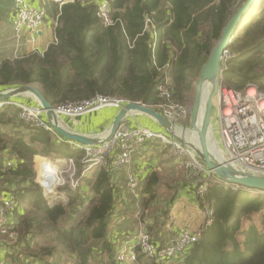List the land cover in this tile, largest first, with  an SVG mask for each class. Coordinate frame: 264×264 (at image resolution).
Returning <instances> with one entry per match:
<instances>
[{
	"label": "trees",
	"instance_id": "trees-1",
	"mask_svg": "<svg viewBox=\"0 0 264 264\" xmlns=\"http://www.w3.org/2000/svg\"><path fill=\"white\" fill-rule=\"evenodd\" d=\"M244 1L110 0L112 24L106 25L97 16L99 0L62 5L51 0L44 10L46 22H54L56 42L43 54L3 60L0 91L33 85L53 106L100 93L155 108L162 102L157 86L167 76L172 100L192 103L190 94L196 91L201 69ZM163 41L175 48L171 57L161 48ZM230 49L236 56L228 64L225 82L236 90L250 83L264 89V0L237 29ZM16 109H0V125L10 128L0 129V196L22 206L9 225V231L18 234L15 253L7 254L10 264H62L56 261L60 255L74 264H111L116 171L98 168L81 176V150L54 132L27 124ZM7 149L20 159L16 167L3 166ZM36 155L75 161L80 185L60 188L68 205L62 200L49 203L37 182ZM82 185L89 187L88 193H83ZM191 190L201 206H210L213 219L176 264H264V195L232 191L217 183L204 199L196 186ZM254 213L260 214L263 229L253 224L243 230L242 219ZM67 216H73L72 223L61 224ZM97 250L106 252L108 261L99 258ZM138 253L147 257L139 249Z\"/></svg>",
	"mask_w": 264,
	"mask_h": 264
},
{
	"label": "built area",
	"instance_id": "built-area-1",
	"mask_svg": "<svg viewBox=\"0 0 264 264\" xmlns=\"http://www.w3.org/2000/svg\"><path fill=\"white\" fill-rule=\"evenodd\" d=\"M61 5L64 0H55ZM15 16L12 22L13 39L18 47L24 41V32L27 31L31 37L28 40H35L46 25V11L40 6H35L29 0H13ZM97 16L104 24H112V8L110 0H100ZM236 56L230 48L225 50L219 71V84L217 93V117L215 118L219 126L218 153L224 162L247 171L264 174V89H259L255 84H248L243 90L232 88L224 80L225 72L230 60ZM171 80L165 76L157 86L158 95L162 102L157 106L160 112L175 126L182 123L180 120L191 118V110L185 104L172 100L170 91ZM128 101L121 97L105 96L96 94L95 96L77 102H68L54 107L58 117H79L89 112L99 110L104 107H114L120 109ZM13 105L18 110L21 120L34 127L44 128L54 132L46 119V111L41 106H32L13 100L0 102V107ZM153 138L159 139L164 144L170 146L172 152L183 159L186 175L195 178V186L198 195L203 198L210 186L221 184L232 191L239 190V186L230 182L220 180L214 171L198 158L195 151L164 132L151 129L148 126L137 124L129 126L122 123L111 138L105 139L98 145H82L73 141L69 142L73 147L79 148L82 152L80 163L82 164L81 176H88L98 168H112L121 170L133 167V154L139 146L151 141ZM69 172L68 183L76 187L80 182V177H76V163L73 159H68ZM10 166L11 164L8 163ZM63 167V166H62ZM59 167L55 175L54 186L59 183L63 173ZM60 174V175H59ZM57 179V181H56ZM50 179L46 175L40 177L41 186L45 189L46 195H53L55 187L48 188L46 183ZM137 178L134 172L128 173V187L134 190L137 188ZM18 206L13 199L0 201V231L6 232L8 229V219L6 214L9 210ZM208 206V205H207ZM208 220L210 225L213 219V210L207 207ZM201 231L191 232L189 229L182 230L179 235L169 244L157 245L150 234L139 231L137 242L128 249L120 250L116 256L118 264H136L138 259L137 249L144 255L150 257L157 264L172 263L178 259L180 254L189 246L198 241ZM0 264H8L6 260L0 258Z\"/></svg>",
	"mask_w": 264,
	"mask_h": 264
},
{
	"label": "crops",
	"instance_id": "crops-1",
	"mask_svg": "<svg viewBox=\"0 0 264 264\" xmlns=\"http://www.w3.org/2000/svg\"><path fill=\"white\" fill-rule=\"evenodd\" d=\"M29 1L32 5L40 6L42 8H44L46 2H51V0ZM72 1L74 0H64V3ZM14 16L13 0H0V63L6 59L14 60L29 56L33 53L43 54L52 43L56 42L54 22L53 20L48 19L46 25L43 26L42 31L39 32L36 41H27V38H30L31 35L25 31L24 41L21 46L18 47L13 39L12 22ZM164 42L165 41L162 42L161 48L168 52L171 57L175 48L168 42ZM194 95L195 93L190 94V97L193 100ZM9 100L32 106L40 105L36 97L29 93L12 97ZM187 103H189V101ZM1 108L3 107H0V109ZM107 109H112L114 112L104 115L103 111ZM154 109L160 112L159 107H155ZM118 110V108L114 107H104L79 117L63 116L62 120L66 123L67 127L74 132L96 135L103 132L107 126L110 128ZM87 116L92 117L89 118L88 121L83 120ZM124 123L129 126L142 124L155 131L164 132L173 137L168 134L159 123L145 114L133 113L124 120ZM180 124L182 126L178 127L184 129L182 131L185 132V135H180V132L178 131H176V134L188 139L190 132H188L187 124L189 123L186 122ZM213 126L214 128L212 129V132L216 138H219V126L216 118L213 120ZM0 129L5 131L10 128L0 125ZM41 159H49L58 164L66 162L63 160L64 158H58V161H55L53 158H48L47 156L36 155L34 158V168L37 172L38 183H40L38 175L39 179L42 176L39 166ZM1 162L6 168L13 166L16 167L20 162V159L15 153H12L7 149L2 154ZM8 163L11 165L9 166ZM58 166L62 167L63 165ZM131 168L132 169L124 168L121 170L108 168L116 171L115 183L118 187L116 203L112 213L113 228L110 233V241L115 248V256L111 264H118L116 256L120 250L128 249L135 245L139 231L149 232L153 241L157 245L164 246L171 243L184 229H189L191 232H202L203 228L208 226L207 220L209 216L207 213V207L209 205L206 203L201 206L198 198L195 197L191 188L195 186L196 180L195 178H190L186 175L183 159L177 157L172 152L170 146L161 141H148L140 145L138 150L133 154V167ZM129 170H132L137 178L138 186L134 191L128 187ZM81 188L83 193H88V186L82 185ZM205 196L202 199H204ZM46 197L49 200V203L55 201V199H52L51 195H46ZM8 198L9 196L6 195V197H4L2 194L0 196V201ZM21 209L22 206L18 205L16 208L7 212L6 217L8 219V225L13 224L16 212ZM83 209L84 207L79 206V210L82 211ZM258 214L259 213H254L244 217L242 219V229H247L253 224L259 229H263L260 214ZM0 242V258L6 260V262L10 264L7 254L15 253L16 249L14 243L11 246H6L4 241L0 240ZM136 250L138 249L136 248ZM95 254H102V257L99 258H103L105 262L108 261L106 252L97 250ZM139 254L141 253H138L137 264H150L146 257L142 255L139 256ZM179 261L180 259H175L170 264H176ZM36 264L40 263L36 262Z\"/></svg>",
	"mask_w": 264,
	"mask_h": 264
},
{
	"label": "water",
	"instance_id": "water-1",
	"mask_svg": "<svg viewBox=\"0 0 264 264\" xmlns=\"http://www.w3.org/2000/svg\"><path fill=\"white\" fill-rule=\"evenodd\" d=\"M259 0H245L235 11L232 18L222 31L219 41L212 49L208 60L200 71L188 130L197 136V142L192 143L187 138L176 134L175 125L169 121L161 112L151 106L140 102H128L116 113L113 123L104 135H87L74 132L64 126L54 111V106L33 85H23L0 92V102L12 97L29 93L36 97L40 105L45 109L47 119L53 130L65 138L82 145H98L105 139L111 138L123 121L131 114H145L164 130L181 143L191 147L198 158L215 172L217 177L226 182L238 185L240 190L251 194L264 195V174L247 172L241 170L228 162H224L210 149V135L215 112V98L218 93L219 71L222 55L229 49L233 35L244 22L247 14L253 9ZM206 90V91H205ZM206 92V95H205ZM46 195V193H45Z\"/></svg>",
	"mask_w": 264,
	"mask_h": 264
},
{
	"label": "rangeland",
	"instance_id": "rangeland-1",
	"mask_svg": "<svg viewBox=\"0 0 264 264\" xmlns=\"http://www.w3.org/2000/svg\"><path fill=\"white\" fill-rule=\"evenodd\" d=\"M98 94H100V93H98ZM205 95H206V93H205ZM9 100V99H8ZM189 101V103H187ZM186 103L185 102H183V104H185L186 105V107L187 108H190V109H192V107H193V102L191 103V101L190 100H188ZM216 102H217V96H216V98H215V113L217 112V107H216ZM7 106H13V105H6V106H4V107H7ZM55 107V106H54ZM111 108V107H110ZM110 112H114V110L112 111V109H107V110H104L103 111V113H104V115L105 114H108V113H110ZM191 112H192V110H191ZM62 117L63 116H61V117H59V119H60V122L64 125V126H66L67 127V125H66V123L62 120ZM92 116H87V117H85L83 120H86V121H88V119L89 118H91ZM216 117H217V113H216ZM46 119H47V117H46ZM47 121H48V119H47ZM180 121H182V123H186L187 121H186V119H184V120H180ZM49 122V121H48ZM187 123H189V124H187V126L189 127V125H190V122L188 121ZM50 124V123H49ZM179 125H181V124H179ZM68 128V127H67ZM108 126H107V128H105V130L103 131V132H101L100 134H96V135H105L106 134V132L108 131ZM179 130H181V131H179ZM178 131L180 132L179 134L180 135H185V132H183L182 131V129H179ZM184 130V129H183ZM188 132H189V130H188ZM54 133H56V132H54ZM57 134V133H56ZM91 135V134H90ZM215 138V137H214ZM214 138H213V136L212 135H210V140L211 139H213L214 140ZM216 139V138H215ZM188 140L190 141V142H192V143H196L197 142V136L195 135V134H191V133H189V136H188ZM151 141H154V142H156V141H160L159 139H157V138H153ZM218 145V144H217ZM216 148V147H215ZM48 158H53V160H55V161H58V157H51V156H49ZM46 161H48L49 159H45ZM64 161H66V162H63L62 164L61 163H57V162H54V163H56L57 165H63V167L61 168V171H63V173L60 175V177L62 178V180H60L59 181V183H56L55 184V190H56V192L57 193H55V194H53L52 195V199H55V200H62L63 202H64V204H69V199H68V197L66 196V195H64V194H62L61 193V191H60V188H66L67 186H70L71 188H76V187H78V185H80V183L76 186V187H72L69 183H68V180H69V172L68 171H70V170H72L71 168H69V163H67V159L65 160V158L63 159ZM52 162V161H51ZM61 167V166H60ZM9 168V167H8ZM132 169V168H131ZM56 170H57V167H55V174H53V176H52V178H50L51 180V182L52 183H54V181H55V175H56ZM130 171H132V170H129V172ZM77 172H78V167L76 166V168H75V174L77 175ZM42 174V173H41ZM43 175V174H42ZM44 176V175H43ZM38 180H39V182H40V179H39V175H38ZM56 181H57V179H56ZM38 182V181H37ZM41 185V184H40ZM50 188H52V187H50ZM210 188H211V186H210ZM44 189V188H43ZM135 190V189H134ZM133 190V191H134ZM44 192H45V189H44ZM83 210H86V207H84V209ZM82 210V211H83ZM77 212V211H76ZM76 212H74L75 214L73 215V216H76ZM259 215V214H258ZM73 216H67L65 219V223H64V221H61V224H63V225H66V224H71L72 223V218H73ZM63 222V223H62ZM63 227V226H62ZM148 234H150L149 232H148ZM151 236V235H150ZM152 237V236H151ZM17 239H18V234H16L15 232H12V231H9L8 229L6 230V232H2V231H0V240H2V241H4L5 242V245L6 246H11L13 243H15V241H17ZM56 258L58 259V260H56L57 262H59V263H62V264H73L72 263V261H70L69 259H65V257L63 256V255H60V256H56ZM147 258V260H149V262H150V264H154V261L150 258V257H146ZM99 259V258H98ZM97 264H99V263H97ZM136 264H137V262H136ZM139 264V263H138Z\"/></svg>",
	"mask_w": 264,
	"mask_h": 264
},
{
	"label": "bare ground",
	"instance_id": "bare-ground-1",
	"mask_svg": "<svg viewBox=\"0 0 264 264\" xmlns=\"http://www.w3.org/2000/svg\"><path fill=\"white\" fill-rule=\"evenodd\" d=\"M260 1V0H259ZM258 1V2H259ZM257 2V3H258ZM251 11H252V9H251ZM250 11V12H251ZM249 12V13H250ZM248 13V14H249ZM248 14H247V16H248ZM246 16V17H247ZM246 19V18H245ZM242 25V24H241ZM206 91V90H205ZM206 93V92H205ZM4 102V101H3ZM40 104V103H39ZM58 116V115H57ZM214 118H215V112H214ZM175 131H178L179 129H182V128H180V127H177V126H175ZM214 128V126H213V123H212V129ZM183 130V129H182ZM215 130V129H214ZM179 131H181V130H179ZM178 131V132H179ZM213 131V130H212ZM211 131V132H212ZM184 132V131H183ZM219 134V133H218ZM211 135L213 136V138L215 137V135H214V133L212 132L211 133ZM216 138V137H215ZM214 138V140L213 139H211L210 141H209V144H210V149H212V151L214 152V154L215 155H217L218 157L220 156V154L218 153V147H217V144H219V141L218 140H216ZM219 139V138H218ZM216 147V148H215ZM39 166H40V173H42L43 175H46V176H48L49 177V179L50 178H52V176H53V174H55V167H57V170H56V172L58 171V167H60V166H58V165H56L54 162H51L50 160H48V161H46L45 159H41L40 160V163H39ZM51 180V179H50ZM46 186L48 187V188H50V187H53L54 186V183H52L51 181H49V182H47L46 183ZM240 190V189H239ZM255 196H259V195H256V194H254Z\"/></svg>",
	"mask_w": 264,
	"mask_h": 264
},
{
	"label": "clouds",
	"instance_id": "clouds-1",
	"mask_svg": "<svg viewBox=\"0 0 264 264\" xmlns=\"http://www.w3.org/2000/svg\"><path fill=\"white\" fill-rule=\"evenodd\" d=\"M7 101V100H6ZM124 122V121H123ZM55 132V131H54ZM60 139H62L61 137H60Z\"/></svg>",
	"mask_w": 264,
	"mask_h": 264
}]
</instances>
